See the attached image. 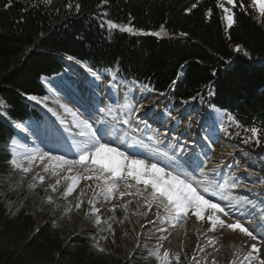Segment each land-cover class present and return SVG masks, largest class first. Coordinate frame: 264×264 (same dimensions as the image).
Listing matches in <instances>:
<instances>
[{"label": "trees", "instance_id": "trees-1", "mask_svg": "<svg viewBox=\"0 0 264 264\" xmlns=\"http://www.w3.org/2000/svg\"><path fill=\"white\" fill-rule=\"evenodd\" d=\"M5 2L0 0V97L14 118L28 107L21 94L42 95L39 77L59 70L60 56L73 55L108 66L118 60L127 75L160 89L185 67L175 91L180 97H192L213 82L215 105L249 128H264V62L255 61L264 54V28L243 10L237 11V24L229 31L231 42L243 45L251 57L238 53L227 65L236 52L227 46L216 0H200L191 15L184 9L192 0H108L106 5L101 0H52V5L13 0L10 9L3 7ZM67 3H79L80 12L69 10ZM207 8H213L210 21L204 19ZM102 17H131L136 28L152 32L163 24L169 36L109 37ZM182 31L189 36H179ZM9 133L0 121V165ZM8 179L0 174V264H117L110 253L96 251L92 238H70L58 204L46 203L43 188L30 191L25 183L13 192L5 185ZM9 203L15 215L9 214ZM48 213L51 217L45 220L43 214ZM139 264L156 262L148 258Z\"/></svg>", "mask_w": 264, "mask_h": 264}, {"label": "snow or ice", "instance_id": "snow-or-ice-1", "mask_svg": "<svg viewBox=\"0 0 264 264\" xmlns=\"http://www.w3.org/2000/svg\"><path fill=\"white\" fill-rule=\"evenodd\" d=\"M44 4L52 5V0H43ZM200 0H192L184 9L185 13L191 15L195 9H197ZM102 4H108V0H101ZM13 6V0H6L3 7L10 9ZM38 5H33L37 7ZM66 7L69 10H74L79 13L81 5L79 3H67ZM216 7L221 9V19L226 21L225 35L230 42L232 36L230 31L236 24V15L238 10L248 11V7L245 6L244 0H218ZM250 7L257 9L259 17L264 19V0H251ZM29 9L25 7L23 11L27 12ZM59 12V9H55ZM107 15V13H104ZM213 16V8H207L204 11V19L210 21ZM132 18H129V22L125 25H120L112 20L106 22V27L109 30L118 29L121 32L130 33L133 35L143 34L159 37L165 33V27L163 24L159 26V31L151 33L144 32L142 29H137L131 22ZM102 27L105 25L102 24ZM42 35V34H41ZM181 37L189 36L187 31L179 33ZM232 46V45H227ZM233 51L236 53H242L245 57H251L250 52L241 44H235ZM67 61L79 65L85 69L88 75L93 78L94 81H100L102 74L90 66L88 63L77 59L73 55L66 56ZM223 59V57H221ZM231 63V61H228ZM119 75V71L115 70L112 75V80L109 84V89H115L117 82L115 76ZM215 75V72H213ZM180 78L179 74L176 79L172 80L169 88L173 91L177 84V80ZM47 83L45 78H41ZM136 84L138 90L141 91V99L147 100V93L154 91L148 84ZM208 95H215L212 85H205ZM49 91L53 92L54 89L49 86ZM28 101H32L35 104L43 105L45 109L56 121L59 122L57 127L53 123L52 127L45 133L52 138V146L47 151L38 148H29L26 144L23 145L25 151L17 154V139L9 136L10 151L4 153L3 165H0V174L7 175L9 179L5 182V185L12 189L13 192L19 191L20 188L27 181L28 174L33 171V165L39 161L43 165V172L50 173L53 177H56V181L52 185L45 186V176L39 175L33 177L30 182H27V187L30 191H35L39 186L44 187V191L49 190L52 193H56L58 186H63L64 190L60 194V198L67 201L68 197L72 196L80 186L81 181L88 182L83 190L79 193V200L76 203L75 210L83 211L86 216L93 218L94 223L97 226L105 225L106 230L115 236V230L112 227V219L108 221L102 220L100 216V208L96 207L97 200L103 198L105 201H115L117 198L121 203L113 204L111 211L116 213L117 211L122 213V220L129 218V212L131 207L136 210V215H144L140 211L143 206L148 213H152V209L155 208L154 213L155 220H149L148 223L152 226L159 225L160 222L169 224L170 227H176L177 224L186 223L189 216H194L198 221H207L210 224V231L216 234L217 230L227 229L232 233L242 234L248 238L252 243L246 245L249 247V251L246 254H242L238 259H234L230 264H264V258H261V248H264V222L254 225L252 220L248 221L247 226L242 223L243 213L237 215L241 210L237 207L240 203L250 204L255 208V204L252 203L247 197L233 203L231 197H225L221 194L216 196V192L219 190V185L215 188L212 187L210 181L200 180L199 182L194 178L195 175L204 176L205 169L208 166L210 159V152L203 153L204 159L197 157L195 160H185L184 153L187 149L186 142L176 140L174 145H171L172 155L168 152L162 153L163 159H161V152L159 148H156L155 152L151 156H141L139 153H132L123 147L124 141L120 136L116 135L117 123H113L107 119L93 118L92 113H89L88 118H85L78 109H73L67 104H59V107L63 109V115L56 108L49 107L48 96L40 97L34 94H25ZM159 96H166L167 93L160 92ZM201 93H197L200 96ZM196 99V97H192ZM203 102V100H201ZM3 103V101H0ZM187 104L188 101H183ZM214 111H218L215 105H209ZM155 106H150L144 111L145 118L138 117V112L145 109V104L141 103L139 106L130 105L129 110L125 113V118L118 121V124L123 127L127 126L131 128L135 121V132H141L144 129H151L149 120H155L158 118L157 113L154 111ZM98 113L103 115L110 114L105 113L104 108H97ZM163 115L169 119L179 123V118L173 116L170 110H166ZM0 117L7 120L14 129L28 133L29 129L22 123H18L12 119L7 112L0 113ZM71 117L69 121L67 118ZM237 127H241L238 121H235V117H230ZM190 124L193 121L189 122ZM143 124L144 128L141 129L140 125ZM98 125V126H97ZM109 127L112 131H109ZM250 133L243 141L245 144L252 142L258 146H264V133L256 127H250L247 129ZM225 135H231L227 128L223 129ZM64 133H67L66 137ZM40 129L37 126H33L30 135H39ZM71 138V143H69ZM151 139V138H150ZM208 143L205 145L211 151H214L215 139L209 140L208 136L204 137ZM143 143V141H141ZM159 144L161 141L156 140ZM66 146L67 150L60 151V146ZM71 154L72 158H69ZM231 155V153H229ZM191 161V162H190ZM212 174H217L219 168L210 169ZM38 182V183H37ZM259 184L264 188V180H260ZM19 185L20 188H17ZM95 185V187H93ZM241 182L239 179H234L231 188H239ZM245 187H247L245 185ZM255 187V185H253ZM252 191L253 189H248ZM91 191L93 195L88 197L87 193ZM127 198V199H125ZM48 205H53L54 200L52 195H48L45 198ZM227 201V202H225ZM85 204L88 205L85 210ZM9 214L15 215L13 211V205L8 204ZM61 218L62 216H70L73 211V206L69 203L66 206H59ZM41 210H44L41 208ZM264 220V217H261ZM232 221V222H229ZM122 222V221H121ZM53 226L55 221H53ZM259 229V231H257ZM159 232H167L168 229L164 227H158ZM125 235H128L125 232ZM209 246H214L217 241L206 237ZM106 239V238H105ZM163 237L160 239L162 245ZM258 242V243H257ZM96 251L103 253L104 249L98 247L95 242L93 245ZM136 247L139 248L140 244L137 243ZM198 250L203 253L204 248L197 245ZM149 256L155 258L159 264H172L174 259L176 264H180L181 254L177 252L171 259L168 251H164L163 255L160 254L159 248L155 250H149ZM193 264H202V262L195 256H192ZM204 264H207L205 261ZM212 264H215L213 260Z\"/></svg>", "mask_w": 264, "mask_h": 264}, {"label": "bare ground", "instance_id": "bare-ground-1", "mask_svg": "<svg viewBox=\"0 0 264 264\" xmlns=\"http://www.w3.org/2000/svg\"><path fill=\"white\" fill-rule=\"evenodd\" d=\"M81 69L82 70H79V72L85 71V69H83V68H81ZM62 76L66 77L64 74ZM63 77H62L63 83L69 88V90L71 92L72 91L75 92L73 81L69 80V79H65V78L63 79ZM43 84L46 87L45 82H43ZM79 91H83V93H84V90H79ZM79 91L76 87V92L78 93ZM87 92H89V93H86V95H89L88 98L92 99L93 103H95L96 105L101 104V102L98 100V94L96 92H94V90H87ZM56 93L57 92L55 91L54 96L53 95L48 96V104H49V107L56 108L63 115V109H61L59 107V104H67L69 107H71V106L69 103H67L61 99V98H65V97L58 96ZM66 93H67L66 94L67 98L69 96L72 97L70 99L75 104H78V101H80V103L82 104L81 100L80 99L78 100V97H76L75 95H73V94L71 95L68 90H66ZM59 101H62V102L60 103ZM79 106L81 107V105L78 104V107ZM73 109H75V108H73ZM164 109H166L165 104H163V105L160 104L159 107L155 110L158 117H160L162 121L165 118V115H163ZM186 110H188V108H187V106H184V105H179V106H177L176 110H174L175 115L173 114V116L178 117L179 121H181L182 123L180 125L179 124L177 125V123L175 121H171L170 126L168 127V135H171V133H172L171 131L174 128L178 133L182 134V136L179 137V139L181 140L185 136V134H183L184 131H188L189 136H190V140L191 139L196 140L197 144L201 143L202 147L204 149L207 148V147H205V145L208 143V141H205V139H204V137L206 135L202 132L203 125L201 124V122H203L204 119L196 121L195 125H193L192 128H190L191 125L188 122V120L181 118V117H183V113H185ZM201 112L206 113L203 110H201ZM83 116L85 118H87L84 114H83ZM52 119L54 120V121L52 120L53 123H55L56 118L53 117ZM70 120L71 119H69V121ZM220 121H222L221 114L214 115V122L221 127ZM56 122L59 124L58 121H56ZM160 125H161V123H160ZM160 125L156 124V127H159ZM56 126L59 127V125H57V124H56ZM140 127H142V125H140ZM28 129H29V131H31V129L29 127H28ZM143 131H144V133H147V132H145V130H143ZM146 131H148V130H146ZM40 133L45 134L46 133L45 129L44 128L40 129ZM64 135L66 137L68 136L67 133H64ZM158 137H159V133L157 135V139H159ZM209 140H213V137H209ZM181 141L186 142V139H183ZM27 143L28 144H26V145L28 147H31V148L36 147L35 144H33L31 141H28ZM69 143H71V138H69ZM175 143H176V141H174V139H173V141L171 142V145H173ZM190 143H191V141H188L187 145H188V147H190V150H192V148L190 146L192 144H190ZM50 145L52 146V143ZM235 147H237V146H235ZM40 148H41V146H38V149H40ZM64 148L65 147L63 145H61L60 151L64 152ZM135 148H137V147H135ZM236 149L237 148L230 149V148H228V146H226L224 149L216 151L217 154L214 153L213 156H215V161L219 160V163L221 165H223L224 168H226L223 171V174L224 173L228 174V172L232 171V168L236 171V173H238V175L248 173V176L246 177L247 179H241L243 181L242 185L244 187L246 185L247 187L246 188H244V187L231 188L230 185L232 184L233 181H229L230 178L228 177L227 178L228 181H222V182L215 184L213 186V188H215L217 185H219V190L216 192V196L219 197L221 194H223V196L231 197L233 200V193H232L233 191L250 189V188L253 189L251 191L253 193L252 195H254V196L262 195L263 196L264 195V188L256 185V182H259L260 180H264V178H263L264 177V152H262L261 149L259 150V148H257V151L252 148V149H250V151H248V152L246 151L247 154H244L243 158H240V161L238 160L240 162V164L234 165V158L232 156H233V154L239 152ZM44 150L47 151L48 148H46ZM130 150L136 151V150H133L132 148H130ZM24 151H25V149L22 146L20 149H18V154L23 153ZM259 151H261V152H259ZM212 153H213V151L211 152V154ZM229 153H231V155H229ZM139 154L142 157L145 155H147V156L152 155L151 153L150 154H143V152L139 153ZM184 156L187 158H191V160H195L197 158V156L194 155V152L192 153V152L187 151V150L184 153ZM69 158H72L71 154H69ZM223 162L228 163L227 167H226V164H223ZM33 169H36L38 174L44 173L43 172V165H41L39 163V161H37L33 165ZM44 174H47V173H44ZM48 175H51V174L48 173ZM237 178H238V176L234 177L233 179H237ZM86 183H88V182L81 181V184L77 188L76 191L83 190L86 186ZM251 183L255 184V187H253V185H251ZM93 187H95V185H93ZM92 195H93V193L90 191V196H92ZM225 202H227V201H225ZM116 203H121L119 198H117V200H115V201H105L101 197L97 200L96 207L100 208V214L103 215V214H105L107 208H110L113 204H116ZM233 203H235L234 200H233ZM140 210L142 213H144V215L138 216L136 214H133L132 220H130L131 225L135 226L137 229L136 235L138 236V242L140 244V247L138 249L155 250V249L159 248L161 255H163L164 251H168L170 254L169 258H172L177 252H179L181 255L183 254L184 256L188 257L187 251H192V253H194L193 255H195L202 262V264H204L205 261L207 262V264H212L213 260L215 261V264H225V263L230 264V262L232 260L238 259L243 254V253H241L242 248H246L247 251H249V247L246 245H250V243H252L248 238L244 237L242 234L232 233L231 231H229L227 229H224V230L218 229L216 234L219 235V238L222 235L223 236L225 235L226 236V242H228V245L220 246L218 244L219 242H217V243H215L214 246H209L208 240L206 237H209V234L212 233L210 231V224L207 221H198L194 216H190L193 220L192 222H194V226L192 228H190L192 225L190 227L185 226L184 228H182L183 227L182 224H177V226L173 228V227H170L169 224L160 222L158 227L167 228L168 231L167 232H159L157 226H152L148 223L149 220H155L156 219L155 215H154L156 209L153 208L152 213H148L146 211V209L142 206ZM237 214L241 215V212H238ZM245 215L246 214H243V217H245ZM229 222H232V221H229ZM252 223L254 225H257L253 221H252ZM257 231H259V229H257ZM163 237H167V239H163L162 245H161V243L159 241ZM213 240L216 241V239H213ZM198 244L201 248L205 249V251L203 253H201L198 250V248H197ZM246 249H245V251H246ZM260 256L262 258H264V248H261Z\"/></svg>", "mask_w": 264, "mask_h": 264}, {"label": "rangeland", "instance_id": "rangeland-1", "mask_svg": "<svg viewBox=\"0 0 264 264\" xmlns=\"http://www.w3.org/2000/svg\"><path fill=\"white\" fill-rule=\"evenodd\" d=\"M238 2H239V0H238ZM244 3H245V6L248 7V11L250 12V14L256 20H258L259 23L264 27V19H261L259 17V13H258L257 9L250 7L251 0H244ZM224 26H226V21H224ZM226 43H227V45H229V44L232 45V46L235 45L231 41L229 42L227 40V38H226ZM232 46H229V47L233 49ZM260 58L264 59V54H262L260 56ZM62 75L63 74H61V76H57L56 78H52L51 80L47 79V83H45L46 84V88L49 90V86H51V88L54 89L53 92L49 91V95H47V96H52V95L54 96L55 91H56V92H58V94H57L58 96L65 97V98H61L63 101L69 103L72 108H75L74 106H72V103H74V102L70 99L72 97L69 96L67 98L66 90H68L71 95L72 94L74 95V93H72L69 90V88L63 83ZM80 75H83L85 77L88 74H87V72L85 70L84 72H80ZM63 79H64V77H63ZM74 82H75V80H73V83ZM74 88H75V93H77L76 92L75 83H74ZM137 97H138V95H137ZM202 97L208 98V97H211V96L208 95V92L206 90L205 93H204V96H202ZM59 102L61 103L62 101H59ZM121 102L124 103V101H121ZM1 104H2L3 107H5L4 102L1 103ZM203 104H204V100H203V102H201V107L203 106ZM74 105H76L75 109H78L80 107V106L78 107V104L74 103ZM172 105H174V104H172ZM38 106L40 108L45 109L43 107V105H38ZM203 111H205V110H203ZM164 112H165V109H164ZM48 114H50V117H51L50 120L52 121L53 120L52 119L53 116L49 112H48ZM173 114H174V111H173ZM216 114H219V113H215L214 115H216ZM47 115L45 114V118H47V120H48ZM226 116L227 115H224V113H221L222 121H220V123H223L221 125L222 130L224 128H227V129L231 128V129L237 130L239 132V137H241L242 140L244 141L246 139V137L248 135H250V133L247 130L241 129V127H237L236 124L233 122L232 119H230L229 116H227L228 119L224 122V118L226 119ZM67 119L69 120V119H71V117H68ZM53 121H52V123H53ZM55 123L57 125H59L56 121H55ZM181 123L182 122L179 121L178 124L180 125ZM133 125H135V124H133ZM260 130H261V133H264V130H262V129H260ZM183 134H185V136L189 135L188 131H184ZM185 136L181 140L185 139ZM246 145L253 146L252 148L255 149L256 151H257V148H259V150L261 149V151L264 152V146H258V145H255L252 142H249ZM261 151H259V152H261ZM37 174H38L37 170L33 169V171L28 174L26 184H27V182H30L33 177L37 176ZM39 175H44L45 176V186L52 185L56 181V177H53L52 175H48V173L47 174L42 173V174H39ZM38 187L44 189V187L39 186V184H38ZM244 188H246V187H244ZM63 190H64L63 186H58V190H57L56 193H52L50 190L48 192H46V193H47V195H52L53 198H54V202H56L61 207L66 206L69 203L73 206V211L71 212L70 216H63L64 217V223H65L66 227L68 228V230L70 231V235H69L70 238H74V237H77V236H86V237L92 238L95 241V243H96V245L98 247L103 248L104 252H108L114 258H116L117 264H139L140 261H145L149 257H151V258H153L155 260L154 257L149 256V254H148L149 250H147V249H138L136 247V244L139 243L138 242V236L136 235L137 229H136L135 226H132L131 223H130V220H132L133 214L136 213V210H135L134 207H131V210L129 212V218L127 220H122V213L121 212L117 211L116 213H113L111 211V208H112L113 205L110 208L106 209L105 214L102 215V214L99 213L101 218H102V220H104V221H108L110 218L114 217V219H112V227L115 230V236L113 237V235L111 233H109L108 231L102 230V229H106V227H107L106 224L105 225H101V226H97L94 223L93 218H91L89 216H86L83 211L75 210L74 206L76 205V203L78 202V200L80 198L79 197V193H80L81 190L74 192L72 194V196L68 197L67 201H65V200L60 198V194L63 192ZM243 190H244L245 193L249 191L248 189H243ZM249 193H252V192L249 191ZM239 194H243L244 195L243 192H239ZM87 195H88V197H91L90 196V191L87 193ZM257 196H261V195H257ZM234 198H235V194L233 193V199ZM234 201H237V200L234 199ZM261 203H262V201H260V200L256 201V205H257L256 210H258L259 208L263 209L264 206L258 207ZM263 205H264V203H263ZM237 207L239 208L240 206L237 205ZM87 208H88V205L85 204V210H87ZM241 213L246 214L245 217H243V219L241 220V222L245 223L246 226H247V223H248V221L250 219L253 222H255L257 225L260 224L259 221L255 220L256 216L254 215L253 210H250V209H247V208H243L241 210ZM262 216L264 217V214L259 216L258 218H261ZM50 217H51L50 213L43 214V218L45 220L50 219ZM246 218H248V220L245 221ZM192 221L193 220L191 218V222ZM184 225H186V223H182V226H183L182 228L185 227ZM193 226H194V222H192V226L191 227L190 226H188V227L192 228ZM125 232H127L128 235H125ZM211 234H213V233H211ZM211 234H209V237H210ZM223 237H226V236L224 235ZM226 245H228V242H226V239H225V245L224 246H226ZM246 252H248L247 249H246V251L245 250L241 251V253H243V254H246ZM193 254L194 253H192V251H187L188 257H186V256H184L182 254L181 255L180 264H193V261H192V255ZM155 262L157 264H159L158 261L155 260ZM172 264H176L175 260L172 261ZM225 264H227V263H225Z\"/></svg>", "mask_w": 264, "mask_h": 264}]
</instances>
